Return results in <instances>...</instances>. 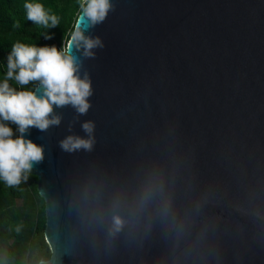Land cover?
Returning <instances> with one entry per match:
<instances>
[{"label": "water", "instance_id": "1", "mask_svg": "<svg viewBox=\"0 0 264 264\" xmlns=\"http://www.w3.org/2000/svg\"><path fill=\"white\" fill-rule=\"evenodd\" d=\"M114 3L90 30L105 44L84 61L92 107L79 117L56 109L58 127L26 136L44 148L31 175L47 264H173L158 223L147 239L126 230L109 246L92 220L152 167L175 173L178 209L209 200L193 232L211 225L208 246L178 264H264V0ZM85 121L95 123L93 151H63L67 136L86 138ZM86 187L101 188L103 208L85 201Z\"/></svg>", "mask_w": 264, "mask_h": 264}, {"label": "clouds", "instance_id": "2", "mask_svg": "<svg viewBox=\"0 0 264 264\" xmlns=\"http://www.w3.org/2000/svg\"><path fill=\"white\" fill-rule=\"evenodd\" d=\"M23 7L27 20L33 24L48 29L59 25L58 16L50 14L36 0L25 2ZM115 10L114 0H80L73 29L64 36L59 49L55 45L21 42L12 45L6 60V75L0 80V181L6 186L12 188L27 182L34 167L44 160L43 146L26 138L32 128L46 132L50 127H58L62 116L56 109L71 107L79 117L92 107L90 98L94 90L84 61L95 59L97 50H103L105 44L90 30L104 23ZM12 81L22 89L29 84L33 87L17 90ZM11 125H15V132ZM81 127L86 138L67 136L59 142L63 151L69 154L93 151L95 123L85 121ZM175 191V173L152 167L145 171L133 191L113 192L107 204V216L104 212H93L92 220L104 228L109 246L126 230V235L134 240L147 239L158 223L164 238L171 243L173 264H178L180 256L187 260L207 248L212 226L205 223L193 235L196 218L209 203L208 197L202 196L190 208L180 210L176 207ZM84 199L103 208L99 187L94 191L86 187ZM16 231H20L19 227ZM39 264L47 262L40 260Z\"/></svg>", "mask_w": 264, "mask_h": 264}, {"label": "trees", "instance_id": "3", "mask_svg": "<svg viewBox=\"0 0 264 264\" xmlns=\"http://www.w3.org/2000/svg\"><path fill=\"white\" fill-rule=\"evenodd\" d=\"M25 2L31 0H0V80L6 75V60L14 43L55 45L59 49L79 13L80 0H36L59 18V25L48 29L27 20ZM10 83L17 90L33 87L29 84L22 89L14 81ZM44 229V201L37 192V178L30 175L27 182L12 188L0 181V264H39L42 258L50 257ZM40 247L43 251L37 252Z\"/></svg>", "mask_w": 264, "mask_h": 264}, {"label": "rangeland", "instance_id": "4", "mask_svg": "<svg viewBox=\"0 0 264 264\" xmlns=\"http://www.w3.org/2000/svg\"><path fill=\"white\" fill-rule=\"evenodd\" d=\"M12 128H13V131L15 132V127L14 126H12ZM45 239V238H44ZM49 247V246H48ZM43 249H44V247H40V248H38V250H37V252H42L43 251ZM49 250H48V248H47V252H48ZM49 259V257L47 256L46 258H42L41 260H45L46 262H47V260Z\"/></svg>", "mask_w": 264, "mask_h": 264}]
</instances>
